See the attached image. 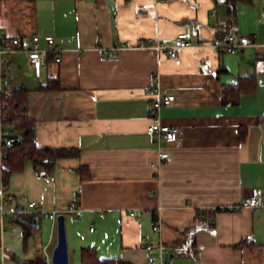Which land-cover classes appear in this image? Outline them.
I'll return each mask as SVG.
<instances>
[{
  "label": "crops",
  "instance_id": "crops-1",
  "mask_svg": "<svg viewBox=\"0 0 264 264\" xmlns=\"http://www.w3.org/2000/svg\"><path fill=\"white\" fill-rule=\"evenodd\" d=\"M112 1L0 0L7 34H53L61 50V60L51 56L40 76L23 68L34 72L26 52L3 56L2 86L29 89L38 145L79 149L46 175L26 161L11 173L7 194L17 206L36 200L70 214L69 257L94 246L100 257L151 264L140 246L146 238L162 240L177 264H264V205L222 209L256 187L264 191V0H238L233 14L225 0ZM180 32L192 45L176 56L141 45ZM230 34L243 44L239 51L210 45ZM239 76H254L255 91L224 102L225 86ZM49 77L60 87L40 89ZM158 92L175 93L160 114L180 128L168 146L172 159L159 169L152 166L158 144L147 130ZM71 203L81 216L67 212ZM29 213L26 249L22 226L5 224L12 228L3 244L13 264H23L15 257L51 255L57 241L56 221ZM44 217L51 224L46 240Z\"/></svg>",
  "mask_w": 264,
  "mask_h": 264
},
{
  "label": "built area",
  "instance_id": "built-area-1",
  "mask_svg": "<svg viewBox=\"0 0 264 264\" xmlns=\"http://www.w3.org/2000/svg\"><path fill=\"white\" fill-rule=\"evenodd\" d=\"M156 1L169 2L173 0ZM141 45L153 47L158 52L169 56H176L178 49L186 48L192 44L188 33L180 32L174 38L157 39L154 43L151 40H146ZM210 45L217 51L237 52L243 44L237 41V37L234 34H230L225 39L216 38L212 40ZM19 51L27 53L36 76H40L47 67L49 62L48 57L50 55L53 56V61L55 62L61 60V50L56 45V37L53 34L40 35L38 33H32L25 37L9 35L0 25V59L4 55ZM1 82L2 80L0 79V264H6V248L3 244V232L6 222L12 226L19 214L30 211L44 212L47 217L56 221L59 213L56 210L43 207L36 200H30L26 205L22 206L14 205L7 194V185L4 181L2 169V160L6 156L4 146L19 142L21 140V134L15 131L14 124L5 122L6 117L2 113V108L4 107L2 98L8 96L11 90L5 89ZM175 99L176 95L174 92H158L148 107L150 123L147 126V130L158 144V160L152 162V166L158 169L162 164L172 159V153L168 149V146L180 138V128L176 125L164 123L160 114V108L163 105L173 104ZM262 205H264V191L262 188L256 187L249 196L229 208L237 210L243 207H257ZM67 212L76 213L78 216H81L82 209L75 203H71L67 208ZM130 214L137 215L135 211H130ZM160 228L161 220L159 218L154 222L153 229L159 230ZM140 246L148 252L151 264H177L170 257L169 250L162 240H147L146 238H142ZM43 254L46 259V264H53L51 255L47 251L43 252Z\"/></svg>",
  "mask_w": 264,
  "mask_h": 264
},
{
  "label": "trees",
  "instance_id": "trees-1",
  "mask_svg": "<svg viewBox=\"0 0 264 264\" xmlns=\"http://www.w3.org/2000/svg\"><path fill=\"white\" fill-rule=\"evenodd\" d=\"M129 1V0H126ZM238 0H225L230 14L235 13L236 2ZM52 55L48 57L50 59ZM60 87V79L58 77H49L45 83H42L40 89H56ZM257 87V80L254 76H239L235 82L225 86L222 93L224 102H236L244 93H251ZM11 93L2 98L4 107L2 113L6 117L7 123L15 126V131L21 134V140L14 144L4 146L6 156L3 158V177L6 185L8 184L10 175L14 171H20L24 168L25 162L30 160L34 169L39 175L50 174L56 165V161L60 157L76 156L79 149L74 147H44L37 143L36 123L35 120L27 112L28 92L29 89L24 86L13 87ZM244 134V131H242ZM82 172L85 166L78 168ZM87 170V168H86ZM222 209H230L222 207ZM33 215L31 213L19 214L16 222L22 226L23 230V247L27 248L28 239L32 234ZM23 264H46L44 254L38 253L32 260H22L17 257ZM80 264H129L118 257H100L94 246H85L80 249Z\"/></svg>",
  "mask_w": 264,
  "mask_h": 264
},
{
  "label": "water",
  "instance_id": "water-1",
  "mask_svg": "<svg viewBox=\"0 0 264 264\" xmlns=\"http://www.w3.org/2000/svg\"><path fill=\"white\" fill-rule=\"evenodd\" d=\"M113 4L112 0H109ZM57 241L52 250L51 259L53 264H70L69 248L66 233V214L61 212L56 218Z\"/></svg>",
  "mask_w": 264,
  "mask_h": 264
},
{
  "label": "rangeland",
  "instance_id": "rangeland-1",
  "mask_svg": "<svg viewBox=\"0 0 264 264\" xmlns=\"http://www.w3.org/2000/svg\"><path fill=\"white\" fill-rule=\"evenodd\" d=\"M9 55V54H8ZM4 56H7V55H4ZM16 66V65H15ZM23 68H25V70L26 71H28L31 75H34V72H32L31 70H30V67H29V65L28 64H24L23 65ZM27 68V69H26ZM15 68H13V71H15L14 70ZM29 69V70H28ZM12 71V70H11ZM16 75H18V74H16ZM14 204V203H13ZM15 205V204H14ZM43 236H44V238H45V240H46V238L48 237V234H49V232H50V226H51V224H50V221H48L45 217L43 218ZM12 230V228L11 227H9V226H5V232H4V235H3V239H4V236L5 237H8V235H9V232ZM66 233H67V241H69V238L68 237H70V214H67L66 215ZM70 243L68 242V246H70L69 245ZM12 254V253H11ZM7 260H10L11 261V263L13 264L14 262H13V260L11 259V256H10V254H9V256L7 257ZM70 264H80V257H79V255L77 254V255H74V253L72 252V254H71V257H70Z\"/></svg>",
  "mask_w": 264,
  "mask_h": 264
}]
</instances>
